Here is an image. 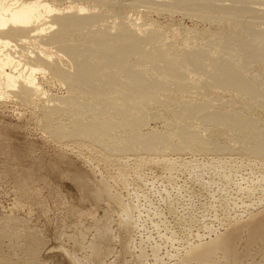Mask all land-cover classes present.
<instances>
[{"label": "rangeland", "instance_id": "rangeland-1", "mask_svg": "<svg viewBox=\"0 0 264 264\" xmlns=\"http://www.w3.org/2000/svg\"><path fill=\"white\" fill-rule=\"evenodd\" d=\"M51 1L64 8L77 2L95 6L87 12L95 11L89 15L96 13L97 22L77 30L71 44L80 41L78 44L84 45L85 38L98 29L107 33L111 29V34L114 31L113 35L118 34L122 23L129 26L136 21L144 24V28L158 30L162 44L172 43L176 54L183 51L187 43L195 49L210 51V43L221 39L234 48L237 55L241 45L250 49L257 47L256 37L264 34V0ZM191 3L197 5L193 7ZM106 25H111L105 29L109 31L104 30ZM113 25L119 28L114 27V30ZM57 27L54 25L47 33ZM39 40L37 43L34 39L27 43L18 40V46L20 50L22 46L30 48L29 53L34 52L31 58H35ZM57 46L53 44L51 51L61 55L58 64L74 72L75 62ZM147 48L152 49V46L147 45ZM31 49L35 50L31 52ZM236 55L232 62L239 73L247 83L255 85L259 93H264V61H250L244 54L242 60ZM125 61L130 71L142 68L136 53H131ZM170 62L185 74V86L159 89L149 99L139 102L135 94L128 103H136L138 108L123 116L116 115L111 104L126 103V87L114 83L107 87L101 102L88 94L93 100L84 95L83 98L80 91H74V95L83 99L82 112H61L54 114L52 121L47 120L43 104L53 106L70 92L68 83L51 71L36 72L46 92L38 104H26L14 95L0 98V226L3 220L10 223L13 216L18 218H12L15 224H10L24 232V237L17 240L19 253L25 250V235L36 232L45 243L41 252L45 264H87L93 259L89 241L94 239L98 224L107 221L113 238L101 242L100 264H180L188 248L228 233L237 223L248 224L255 214L264 216V154L251 148L259 142L256 133L207 123L208 117L225 111L264 132V97L188 72V68H193L188 60L174 56ZM145 69L151 75L156 72V65L148 63ZM190 102L203 104L205 112L178 116V109L182 110V105ZM96 107L110 110L102 116L109 124L98 140L88 136L58 137L51 133L49 128L53 123L61 124L64 130L74 129L81 120L93 123ZM135 113L143 114L144 120L138 133L130 126ZM185 123L198 136L194 143L204 140L209 149L201 150L197 146L172 149L182 141L178 137L156 140L159 145L154 151L142 148L139 143V137L165 136L179 131ZM125 146L133 150L124 151ZM102 184L131 208L127 224L126 215L117 203L113 204L106 196L94 198L95 190ZM239 230L234 242L243 262L264 264V234L262 240L249 244V229ZM6 240L4 250L10 249L9 239ZM10 242L16 243V240ZM142 252L145 255L140 262L138 256ZM192 262L190 264L197 263Z\"/></svg>", "mask_w": 264, "mask_h": 264}, {"label": "bare ground", "instance_id": "bare-ground-1", "mask_svg": "<svg viewBox=\"0 0 264 264\" xmlns=\"http://www.w3.org/2000/svg\"><path fill=\"white\" fill-rule=\"evenodd\" d=\"M87 5L89 4L77 2L64 8L61 5V7H59L51 0H0V98L14 95L26 104L33 106L38 104V102H40L39 99H41V96L46 92L40 86L36 72L51 71L54 75L56 74L57 77H61V80L68 83L67 85H69L68 89L70 92L65 98L63 97L58 101L56 100L57 102L55 101V104L52 103L54 104L53 106L43 104L47 120L52 121L51 117L54 114H60L61 112L69 111L76 114L82 112L83 99L81 100L77 95H74V91H80L82 96L84 95L86 97L91 95L101 102L104 100L102 95L107 87L114 83L122 85L124 88L126 87L124 93V101L126 103H121L120 106H118L116 102L111 104V106L115 108V114L123 116L127 111L138 108L136 103H128V99L131 100L135 94H137L136 98L139 102L149 99L152 95L156 94L159 89L162 90V88L171 85H175L179 88L185 86V74L183 75L182 72L170 62L174 56H177V58L182 61H189L193 68H188V72H196L200 77L208 81L216 82L219 85H236L250 95L258 93L261 94L260 96L264 97V93H259L256 86L247 83L243 74L239 73L237 66L232 62L233 57L236 55V50L221 39L210 43L213 47H211L212 50L210 51L205 49H195L187 43L184 50L181 51L182 53L180 52L176 54V50H174L172 43L162 44L158 30L150 29L151 27L149 29L147 27L144 28V24L140 25L139 23H136L137 21L135 20L136 22H132L129 26L122 23L123 26L120 25V27L122 26L121 30L118 29L120 32H116L118 34L113 35L115 31L111 34V29H109L111 25H109V27L106 25L107 27H105L104 30L108 28L110 30L107 29L109 31L108 33L98 32L99 29L97 32L95 30L94 32L88 31L91 33L85 38L86 42L84 43V41L81 40L84 45H79L78 43L80 41L76 44H71L70 42L73 40L71 38L73 34L77 32V30L84 29L92 22L94 23L95 17H98L96 16V13L93 15L95 11H89V14H93H88L87 11L94 5H90V7ZM191 5L195 7L197 4L191 3ZM192 6L189 7L192 9ZM201 7L202 6L200 5L199 8ZM92 9L94 8H91L90 10ZM54 25L58 26L57 29L55 31L53 30L54 32L49 30V33H47V30H52ZM112 27L117 28L118 26L113 25ZM148 30H150L148 34L141 36V33H145ZM33 32L34 34H32ZM33 39L34 41L40 39L38 41L40 48L37 49L39 52L36 50L38 53L35 52V54L37 53L35 58H31L35 49H31V52H33L31 54L29 53L30 48H26L28 53L25 54V51L22 50L25 46L21 47V44H19L21 50L18 46V40L26 42L27 40L30 41ZM33 43L32 45L35 44ZM53 44H57V47L65 52L66 55H68V58H71L72 61L75 62L74 72H71L68 69L66 70L58 64L57 61L61 59V55L51 51V46ZM256 44L258 46L252 49L247 48L245 45H241L237 49L238 54L236 57L243 60L244 54L250 61H264V34L256 37ZM147 45H151L152 49L147 48ZM60 49L58 50L60 51ZM214 52H217V55ZM131 53L138 54L142 70L136 68V70L130 71L129 67L125 64V60ZM28 54L31 55L29 56ZM54 55H56V57ZM23 57L27 58V60ZM148 63H155L156 65V72L151 75L148 74L145 69V65ZM152 77L153 79L158 80L153 81ZM79 99L81 101H79ZM89 99L93 100L91 97H89ZM39 105L41 106V104ZM130 105L133 106L130 107ZM181 108L182 110L178 109V112H176L178 116L188 117L191 114H203L205 112V106L203 104L198 105L190 102L185 103V105L183 104ZM109 111V109L103 110L102 108L96 107L93 109V112L95 113V120L93 123L81 120L78 121L76 127L74 126V129L71 128L68 130H64L61 124L53 123V127L49 129L53 135L58 137L70 136L80 138L88 136L93 140H98L99 134L100 136L103 135V128L109 124L108 120H104L102 116ZM141 111H143V109ZM228 113L229 112L218 111L215 116L207 118V123H218L226 127L232 126L231 128L234 127L241 131L247 129L253 130L259 138V142L258 144L255 143L251 145L252 151L255 150V152L258 151L257 153L264 154L261 153L264 152V132L258 131L253 124L238 117H233ZM132 115L134 116V120L130 123V126L133 131L138 133L137 129L144 121L141 117L143 114L140 115L135 113ZM172 137H178L182 140L180 144H177V146L172 149L184 150L185 148H192L194 146L199 147L201 150L208 148V144L204 140L198 139V141L194 143L198 136L186 123L181 126L179 131L175 130L165 136H160V134L148 135L147 137H139L138 140H140L139 143L142 148L148 151H154L158 149L156 147L159 145L156 140L160 142L162 140L167 141L172 140ZM123 149L124 151H129L132 147L125 146ZM109 190L110 189L107 185L102 184L100 188L98 187L95 190L94 198L100 199L106 196L110 198L113 204L117 203L120 206V209L124 212V215H126V218H124L126 219L127 224V220L129 221L127 217L130 216L131 208L129 205H126L121 201L119 195L111 194ZM23 193L25 192H22V194ZM263 217L264 216L261 215L256 216L255 214V218L252 217L250 222L248 221V224L246 223L245 225H242L237 223L233 228L229 229L230 232L228 231V233L222 236L217 235L216 238L213 237L210 242L207 241L208 243H203L201 245L198 243L197 245L199 246L196 247L195 245L196 248L193 246V248H188V250H186L188 251V254L186 252L185 254L187 256L185 255L186 257H182L183 259L181 258L182 261H180V264H190L192 261H197V263L195 262L196 264H201L203 262H208L210 264H245L235 246V237H237V234L240 231L239 229L247 227L249 229L247 243L253 244L262 240L264 234ZM12 218H10V223L14 222ZM121 218H123V216ZM104 222L101 225L98 224L96 233L93 235L94 239L92 238L93 240L91 242L89 241V248L91 249L93 259L87 261V264H100L98 256L102 249L101 242H108L110 237L113 236L111 235L112 233H110L112 231H110L111 228L107 225V221ZM10 223L8 220H3L2 225L0 226V264H45L44 257L41 258V252L45 245L42 238L37 235L35 230H32L35 233L28 232L25 235V250L23 253H19L18 244L20 245V242L18 243L17 240L20 241V238L24 237V234H22L24 232L15 230V227L12 228ZM14 224L15 223H13V225ZM233 224H231V226ZM24 230L26 231V228ZM237 231L238 233L236 234ZM86 234L87 233L85 232L84 235ZM7 238L9 239L10 249L4 250L3 246ZM12 239H15L16 243L10 242ZM96 240H98V242H96ZM21 242H23V240ZM13 248L14 250L11 251ZM189 249L192 250L189 251ZM154 252H156V250H154ZM144 255L145 253L142 252L138 256L140 262L144 258ZM77 262L78 261H76V263Z\"/></svg>", "mask_w": 264, "mask_h": 264}]
</instances>
